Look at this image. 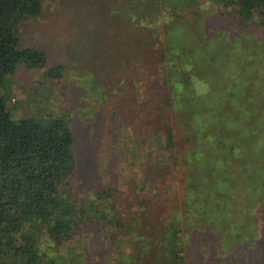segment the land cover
Returning <instances> with one entry per match:
<instances>
[{"label":"trees","instance_id":"16d2710c","mask_svg":"<svg viewBox=\"0 0 264 264\" xmlns=\"http://www.w3.org/2000/svg\"><path fill=\"white\" fill-rule=\"evenodd\" d=\"M55 1L0 0V264H61L44 252L50 242L70 255L67 264H218V257L209 259L220 250L212 224L203 210L186 208L264 172V35L252 38L250 53L242 42L264 32V0H220L234 22L216 36L196 37L192 46L179 34L170 37L168 24L152 23L153 46L143 41V26L132 23L140 28L123 36L116 53L118 39L97 36L111 46L85 61L84 70L101 83L102 105L124 89L113 106L121 118L112 122V147L115 156L132 151L145 174L132 181L123 175L121 188L107 185L81 197L72 183L78 173L73 115L20 117L4 93L18 67L41 70L38 82L53 86L66 84L67 65L77 66L81 56L47 67L45 51L20 45L44 5ZM153 1L143 4L150 8ZM182 1L191 2L172 0L173 12ZM118 130L127 144L116 138ZM179 206L182 218L174 211ZM193 214L200 216L196 223L189 222ZM179 224L181 236L192 232V243L180 239Z\"/></svg>","mask_w":264,"mask_h":264},{"label":"rangeland","instance_id":"374dc122","mask_svg":"<svg viewBox=\"0 0 264 264\" xmlns=\"http://www.w3.org/2000/svg\"><path fill=\"white\" fill-rule=\"evenodd\" d=\"M143 1L146 0H56L52 5H44L40 17L35 23L29 24L27 32L21 34V46L38 47L45 51L47 67H56L62 61H76L81 56L76 62L78 67L67 65L66 84L63 80L61 84L53 86V80L40 84L38 81L41 79V70L39 72L21 66L4 88L6 102L20 117L33 114L35 118L44 120L50 114L60 115L62 111L68 110L73 115L71 129L77 138L74 153L78 173L72 183L79 197L94 189L107 188V185L119 189L123 184V175L131 180L145 174L132 151L126 153L122 150L121 154L115 156V148L112 147L116 146L115 142L112 144V122L116 123L121 118L112 114L115 108L113 106L119 104L118 98L124 89L116 91L112 96L109 94L107 103L102 105V88L96 85L101 83H96L93 79L90 81V76L84 70L87 67L85 61L101 57L111 46L105 44L104 40L99 42L97 36L110 37L113 41L118 39L113 44V53H116L118 50L115 47L125 41L124 37L130 38L129 32L133 28H140L133 27L132 23L137 24L138 21L143 26L144 32H137L141 33L143 41L150 39L153 46L155 33L152 31V23L168 24L170 37H174L173 32L174 35L179 34L186 37L184 40L192 46L196 37L216 36V30L221 26L226 28L235 19L230 11L231 7L220 0L182 1L179 6L174 5V12L172 0H155L150 8ZM177 15L181 18H174ZM247 31L250 32L249 29ZM239 32L246 35L242 29ZM251 35L248 39L242 38L247 53H250L252 43L255 45L252 38L264 35V32L261 34L258 30ZM260 42L262 39H259L258 43ZM72 84L75 85L74 89ZM126 123L131 124V121L126 120ZM129 126L127 136L133 129V126ZM123 133L124 131L118 130L116 138L127 144V136ZM124 159L125 164H122ZM175 174L176 171H171V175ZM235 180V184L220 188L223 191L220 196L216 191L212 192V196L217 197L212 202H207L206 205L202 203L201 206L197 203L195 207L191 201L188 204L191 207L186 210L198 215L203 210L206 221L212 224V232L217 235L220 250L215 248L212 253L209 252V259L218 257L222 261L218 264H264V172L256 174L250 180ZM177 194L179 195L178 192ZM180 195L185 196L183 193ZM70 196L74 197V192H70ZM180 209L179 206L174 211L182 218L185 215ZM193 215L189 222L196 223L200 216ZM207 222L200 220V225L205 226ZM178 227V234L181 236L183 226L179 224ZM192 238V232L187 231L180 239L185 243H192ZM67 242L62 243L64 247ZM204 248L208 250L206 246ZM44 249L49 257L60 259L61 264H67L71 260L70 255L57 251L54 245L51 246V242L46 243ZM260 249L263 254L257 253Z\"/></svg>","mask_w":264,"mask_h":264}]
</instances>
